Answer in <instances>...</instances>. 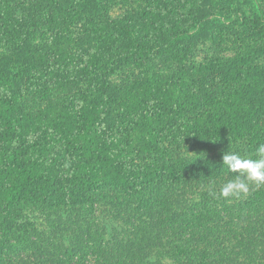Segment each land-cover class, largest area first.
I'll list each match as a JSON object with an SVG mask.
<instances>
[{
  "label": "trees",
  "instance_id": "1",
  "mask_svg": "<svg viewBox=\"0 0 264 264\" xmlns=\"http://www.w3.org/2000/svg\"><path fill=\"white\" fill-rule=\"evenodd\" d=\"M245 1L253 19L238 8L215 27L264 39V0ZM115 4L0 0V264H33L7 260L13 245L54 264L88 249L96 264H264V185L230 221L188 196L200 184L212 199L234 175L223 153L264 143V48L201 54L210 26L191 0L124 17Z\"/></svg>",
  "mask_w": 264,
  "mask_h": 264
},
{
  "label": "rangeland",
  "instance_id": "2",
  "mask_svg": "<svg viewBox=\"0 0 264 264\" xmlns=\"http://www.w3.org/2000/svg\"><path fill=\"white\" fill-rule=\"evenodd\" d=\"M117 2L115 4L114 8V17L122 16L124 17L128 11L134 10L138 5L144 6L146 3V0H114ZM193 7L197 10V12L200 15V19H202L206 25L210 26V30L208 32V35L204 40L199 42V46H201V54L207 53V50L210 51H217L216 53L219 55H222L226 57L227 59L232 58L233 56H236L240 53H246L249 51H255V48L257 49L264 48V39L255 40V37L249 35V33H244L246 31L245 28L240 27H233L230 25V23H227L226 28L221 27L220 29L216 28L218 20L221 19V21L224 22V18L226 15H229L228 12H231L234 14V11L240 8L241 10L246 11L248 17L250 19H253L255 16L256 9L253 5L248 4L245 0H239L237 1V8L229 7L227 9H223L222 7L210 2V0H191ZM226 14V15H225ZM214 24V25H212ZM215 28L214 30H212ZM241 34V37H240ZM250 37L254 41L248 42L246 39ZM245 40V41H244ZM245 42V43H244ZM252 48V49H251ZM262 63H264V55L259 56ZM192 190L188 193L189 199H191V209L198 211L199 213L208 212L210 214H214L215 217L224 219L226 221H230L234 217L235 214H233L230 209L235 208L237 214L242 216L244 210L246 212L251 211L250 209H247L250 203V200H252V195L255 192L254 190V184L253 186L250 185V190L247 195H242L239 198H231L228 200H225L224 198H217V196H212V199H209L210 197L208 195L204 196V191L202 188V185H195L192 184ZM253 187V189H251ZM217 189V194L219 193ZM206 194V193H205ZM208 194H211L210 192ZM207 197L206 198H203ZM202 197V198H201ZM187 202V203H186ZM189 200H185L183 203V206L188 209V203ZM255 204L259 206L257 210L259 211V214L264 213V205L263 203H259V200L255 199ZM104 209V208H103ZM105 210V209H104ZM106 211V210H105ZM98 212V210H97ZM96 212V213H97ZM102 212L99 211L97 213V216L102 217ZM105 214V213H104ZM41 218L38 223L39 227L42 232L47 233L50 237H52V233L55 231L53 225L51 226L47 219L49 216L45 215V213H42V215H39ZM247 220H250L251 226L254 225L253 222H256L255 219L247 218ZM259 221V220H258ZM257 221V222H258ZM256 222V224H257ZM248 224V222H246ZM256 224L254 226H256ZM5 231L3 230V227L0 223V244L3 242H7V239L5 238ZM111 237L105 236L104 240H108ZM3 240V241H1ZM5 240V241H4ZM12 243L14 242L13 239H11ZM37 243L40 242L38 239H34ZM15 244V243H13ZM3 245H9L7 243H4ZM49 246V245H48ZM8 248V247H7ZM12 249H9L6 253V259L7 260H30L34 263H49L54 264L55 260H52V257L54 255H51L50 253L47 254L46 251L44 253H37L34 251H31L29 248H24L23 246H19L18 248H15L14 245L11 247ZM51 257V258H50ZM50 258V259H49ZM65 260L64 257H62ZM97 256L92 250H87V252L84 255H75L72 258V261L70 264H96ZM68 263V262H65Z\"/></svg>",
  "mask_w": 264,
  "mask_h": 264
},
{
  "label": "clouds",
  "instance_id": "3",
  "mask_svg": "<svg viewBox=\"0 0 264 264\" xmlns=\"http://www.w3.org/2000/svg\"><path fill=\"white\" fill-rule=\"evenodd\" d=\"M227 172L234 174L220 186L219 193L212 195L225 200L247 195L250 185H264V143L256 147L255 158L236 151H226L222 156Z\"/></svg>",
  "mask_w": 264,
  "mask_h": 264
}]
</instances>
